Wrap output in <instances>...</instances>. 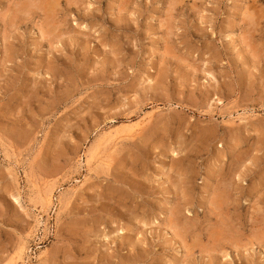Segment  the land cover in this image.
Returning a JSON list of instances; mask_svg holds the SVG:
<instances>
[{"label":"rangeland","instance_id":"obj_1","mask_svg":"<svg viewBox=\"0 0 264 264\" xmlns=\"http://www.w3.org/2000/svg\"><path fill=\"white\" fill-rule=\"evenodd\" d=\"M0 264H264V0H0Z\"/></svg>","mask_w":264,"mask_h":264},{"label":"bare ground","instance_id":"obj_2","mask_svg":"<svg viewBox=\"0 0 264 264\" xmlns=\"http://www.w3.org/2000/svg\"><path fill=\"white\" fill-rule=\"evenodd\" d=\"M134 127V126H133Z\"/></svg>","mask_w":264,"mask_h":264}]
</instances>
